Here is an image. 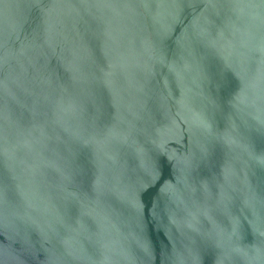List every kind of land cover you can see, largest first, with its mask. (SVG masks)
<instances>
[{
	"label": "water",
	"instance_id": "1",
	"mask_svg": "<svg viewBox=\"0 0 264 264\" xmlns=\"http://www.w3.org/2000/svg\"><path fill=\"white\" fill-rule=\"evenodd\" d=\"M0 264H264L262 0H0Z\"/></svg>",
	"mask_w": 264,
	"mask_h": 264
},
{
	"label": "snow or ice",
	"instance_id": "2",
	"mask_svg": "<svg viewBox=\"0 0 264 264\" xmlns=\"http://www.w3.org/2000/svg\"><path fill=\"white\" fill-rule=\"evenodd\" d=\"M262 3H264V0H262Z\"/></svg>",
	"mask_w": 264,
	"mask_h": 264
}]
</instances>
